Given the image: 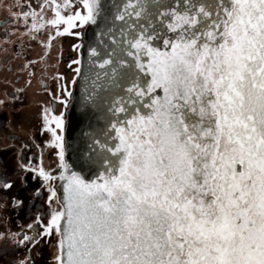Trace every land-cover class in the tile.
<instances>
[{
  "label": "snow or ice",
  "instance_id": "6c2138e0",
  "mask_svg": "<svg viewBox=\"0 0 264 264\" xmlns=\"http://www.w3.org/2000/svg\"><path fill=\"white\" fill-rule=\"evenodd\" d=\"M19 7L25 30L55 26L77 51L84 33L70 29L102 10ZM106 19L56 97L67 107L79 81L80 110L102 124L69 163L65 113L44 109L59 167L39 169L29 202L44 207L10 234L26 250L16 264L53 236L54 264H264V0H125ZM15 183L0 166V191Z\"/></svg>",
  "mask_w": 264,
  "mask_h": 264
},
{
  "label": "flooded vegetation",
  "instance_id": "af4514ba",
  "mask_svg": "<svg viewBox=\"0 0 264 264\" xmlns=\"http://www.w3.org/2000/svg\"><path fill=\"white\" fill-rule=\"evenodd\" d=\"M41 3L45 4L44 17L52 18L47 0H0V166L16 182L10 191H0V264H16L25 254L26 250L16 246L10 234L21 231L31 214L44 207L43 196L29 202V192L43 186L39 169L55 173L59 167L57 149L50 143L52 134L44 124V109L57 115L64 111L66 121L72 96L67 97V107L56 97L75 75L77 65L72 62L81 59V51L73 48L77 44L73 35L57 34V28L46 23L38 30H25L21 20L11 15L21 10V4L38 10ZM66 13L62 10V14ZM86 25L70 32L84 33ZM68 87L74 91L72 85ZM21 163L28 165L23 173L19 171ZM21 174L27 177L25 188L20 185ZM13 194L25 201L24 207L12 204ZM55 251L53 236L33 249L32 256L36 264H54Z\"/></svg>",
  "mask_w": 264,
  "mask_h": 264
},
{
  "label": "water",
  "instance_id": "95a60500",
  "mask_svg": "<svg viewBox=\"0 0 264 264\" xmlns=\"http://www.w3.org/2000/svg\"><path fill=\"white\" fill-rule=\"evenodd\" d=\"M123 2H125V0H100L102 10L100 16L98 17V20L95 24L88 23L84 31V48L81 51V60H87V44L89 42L95 41V33L97 31H106L108 27H111V24L106 18L112 15L113 7L119 6ZM101 39L104 40L105 43H110L109 41H107L106 37L102 36ZM80 98V84L79 81H77L74 85V91L71 97L66 117L65 135L66 140L68 141L66 158L68 159L69 163H71L73 159L72 149L74 147H82L87 142V137L85 134L90 133L94 128L99 127L102 124V121L97 119V117L99 116L98 112H95L91 108L84 112L80 110Z\"/></svg>",
  "mask_w": 264,
  "mask_h": 264
},
{
  "label": "rangeland",
  "instance_id": "374dc122",
  "mask_svg": "<svg viewBox=\"0 0 264 264\" xmlns=\"http://www.w3.org/2000/svg\"><path fill=\"white\" fill-rule=\"evenodd\" d=\"M1 205H2V203H1ZM3 206V205H2ZM1 207V206H0ZM2 209V208H1Z\"/></svg>",
  "mask_w": 264,
  "mask_h": 264
}]
</instances>
